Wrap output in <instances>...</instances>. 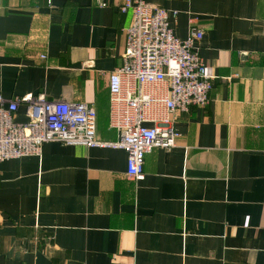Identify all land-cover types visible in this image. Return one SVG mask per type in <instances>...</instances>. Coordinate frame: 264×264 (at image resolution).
I'll return each mask as SVG.
<instances>
[{"label":"crops","instance_id":"obj_1","mask_svg":"<svg viewBox=\"0 0 264 264\" xmlns=\"http://www.w3.org/2000/svg\"><path fill=\"white\" fill-rule=\"evenodd\" d=\"M144 1L182 39L203 30L210 101L175 113L176 145L153 148L141 180L109 146L49 141L0 162V264H264V0ZM124 2L0 0V93L88 102L99 138H116Z\"/></svg>","mask_w":264,"mask_h":264},{"label":"built area","instance_id":"obj_2","mask_svg":"<svg viewBox=\"0 0 264 264\" xmlns=\"http://www.w3.org/2000/svg\"><path fill=\"white\" fill-rule=\"evenodd\" d=\"M119 9L132 10L133 17L125 28L123 64L109 74V125L116 138H99L97 110L88 102L44 95L6 99L0 93V162L39 156L49 141L109 146L128 153L127 174L141 180L146 155L153 148L176 145L180 132L175 113L208 104L215 76L200 55L203 30L192 28L184 39L176 36L169 10L144 0H125ZM22 103L25 122L15 119Z\"/></svg>","mask_w":264,"mask_h":264}]
</instances>
